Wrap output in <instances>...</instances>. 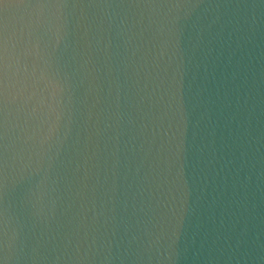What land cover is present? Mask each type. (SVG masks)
Returning <instances> with one entry per match:
<instances>
[{
  "label": "water",
  "instance_id": "water-1",
  "mask_svg": "<svg viewBox=\"0 0 264 264\" xmlns=\"http://www.w3.org/2000/svg\"><path fill=\"white\" fill-rule=\"evenodd\" d=\"M0 264H264V0H0Z\"/></svg>",
  "mask_w": 264,
  "mask_h": 264
}]
</instances>
